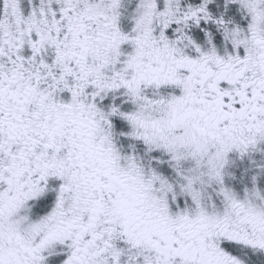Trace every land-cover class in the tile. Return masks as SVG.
I'll use <instances>...</instances> for the list:
<instances>
[{"label":"snow or ice","instance_id":"snow-or-ice-1","mask_svg":"<svg viewBox=\"0 0 264 264\" xmlns=\"http://www.w3.org/2000/svg\"><path fill=\"white\" fill-rule=\"evenodd\" d=\"M0 264H264V0H0Z\"/></svg>","mask_w":264,"mask_h":264}]
</instances>
